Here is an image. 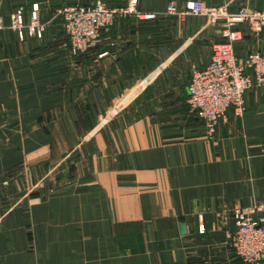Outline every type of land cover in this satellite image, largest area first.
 Listing matches in <instances>:
<instances>
[{
    "label": "crops",
    "instance_id": "1",
    "mask_svg": "<svg viewBox=\"0 0 264 264\" xmlns=\"http://www.w3.org/2000/svg\"><path fill=\"white\" fill-rule=\"evenodd\" d=\"M93 1L0 0V264H246L229 234L234 209L264 200V89L211 136L188 84L219 29L166 13L187 0H137L157 18L117 17L75 56L56 10ZM35 2L45 33L21 40L11 15ZM257 47L247 29L237 50Z\"/></svg>",
    "mask_w": 264,
    "mask_h": 264
},
{
    "label": "built area",
    "instance_id": "2",
    "mask_svg": "<svg viewBox=\"0 0 264 264\" xmlns=\"http://www.w3.org/2000/svg\"><path fill=\"white\" fill-rule=\"evenodd\" d=\"M168 15L181 19L188 16H206L208 24L220 31L218 39L211 45V59L203 67L193 68L188 84V104L190 111L204 121L212 136L220 122L228 119L230 109L237 116L246 112V94L252 88L264 89V49L259 47L239 52L238 44L246 35V30L259 37L264 31V9L255 10L243 6L231 10L228 4L208 5L205 0H187L184 9L170 1L166 8ZM134 14L138 19L157 18L155 12H141L137 0L111 6L106 0H94L90 4L64 5L56 10L70 43V52L80 55L92 48L103 45L108 30L117 17ZM245 25L246 30L241 26ZM5 20L0 15V29L5 28ZM46 23L41 20L40 5L35 2L30 7L29 20L25 19L23 6L16 8L10 18L9 27L24 40L27 32L42 38ZM114 45L113 40L109 41ZM108 51L99 54L106 55ZM234 230L229 241L234 252L246 264H264V200L251 206L234 209ZM205 232V226L199 227Z\"/></svg>",
    "mask_w": 264,
    "mask_h": 264
},
{
    "label": "water",
    "instance_id": "3",
    "mask_svg": "<svg viewBox=\"0 0 264 264\" xmlns=\"http://www.w3.org/2000/svg\"><path fill=\"white\" fill-rule=\"evenodd\" d=\"M181 228H182V229H185V226H183V225H182V227H181Z\"/></svg>",
    "mask_w": 264,
    "mask_h": 264
},
{
    "label": "rangeland",
    "instance_id": "4",
    "mask_svg": "<svg viewBox=\"0 0 264 264\" xmlns=\"http://www.w3.org/2000/svg\"><path fill=\"white\" fill-rule=\"evenodd\" d=\"M93 1V0H92ZM122 5V4H121ZM194 17H197V16H194Z\"/></svg>",
    "mask_w": 264,
    "mask_h": 264
}]
</instances>
